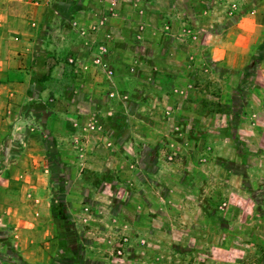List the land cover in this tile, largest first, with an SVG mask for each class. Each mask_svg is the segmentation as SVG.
Instances as JSON below:
<instances>
[{
    "label": "rangeland",
    "instance_id": "374dc122",
    "mask_svg": "<svg viewBox=\"0 0 264 264\" xmlns=\"http://www.w3.org/2000/svg\"><path fill=\"white\" fill-rule=\"evenodd\" d=\"M57 2L51 90L0 132V264H264V0Z\"/></svg>",
    "mask_w": 264,
    "mask_h": 264
},
{
    "label": "crops",
    "instance_id": "0c3cea01",
    "mask_svg": "<svg viewBox=\"0 0 264 264\" xmlns=\"http://www.w3.org/2000/svg\"><path fill=\"white\" fill-rule=\"evenodd\" d=\"M56 3L57 0H0V132L12 127L13 120L16 121L15 129L24 128L28 119L20 114L19 109L28 102H41L47 90H51L49 77L52 75L43 79L40 71H51L58 64L56 61L51 64L47 56L44 58V52L53 49L48 47H54L50 44V37L54 33L62 34L61 21L57 19L62 10L57 8ZM255 19L254 15L248 14L235 29L226 30L223 44L232 54L236 52L237 55L238 49H242L241 52L249 50V41L258 30L252 23ZM233 34H241L244 39H235ZM217 47L224 48L214 42L213 50ZM24 159L33 161L30 156H24ZM22 172L30 174L34 180V177L41 176L35 168ZM24 191L25 188L20 190L19 207L25 209Z\"/></svg>",
    "mask_w": 264,
    "mask_h": 264
},
{
    "label": "built area",
    "instance_id": "2783aa9c",
    "mask_svg": "<svg viewBox=\"0 0 264 264\" xmlns=\"http://www.w3.org/2000/svg\"><path fill=\"white\" fill-rule=\"evenodd\" d=\"M72 61V60H71Z\"/></svg>",
    "mask_w": 264,
    "mask_h": 264
}]
</instances>
